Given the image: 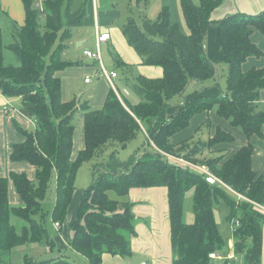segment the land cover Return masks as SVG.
<instances>
[{
  "label": "trees",
  "instance_id": "16d2710c",
  "mask_svg": "<svg viewBox=\"0 0 264 264\" xmlns=\"http://www.w3.org/2000/svg\"><path fill=\"white\" fill-rule=\"evenodd\" d=\"M23 2L26 23L21 27L12 24L13 39L7 46L5 33L0 29V92L7 98H17L21 102L20 111L36 121V131H26L24 142L14 143L11 159L29 161L37 168L38 176L35 184L26 173L12 172L26 208L11 206L8 178L0 176V251H11L16 246L41 240L52 249L58 247L48 229L31 215V210L35 214L41 211L54 175L56 203L51 214L53 221L62 225L73 202L75 181L82 164L92 160L110 140L125 147L146 128L150 141L138 157L122 161L112 152L109 162L100 168L94 167L93 181L83 190L76 219L69 225V247L86 256L89 264H102L103 253L130 256V239L136 235L132 204L110 198L109 193L113 190L118 197H123L131 188L165 186L168 187L173 264H261L264 175L252 166L254 144L250 142L230 155L225 149H214L223 142L235 140L220 127L207 143H201L200 152L205 149L222 152L209 158L207 166L224 184L209 183L200 170L178 165L168 154L204 164L205 161L193 159L200 153L193 141L202 126L180 142H174L172 137L187 129L194 115L207 110L215 109L232 126L240 127L249 139L254 134L263 137L264 106L261 107L260 94L264 89V66L246 71L243 64L249 57L264 56V51L251 38L255 30L264 35V11L237 13L213 22L210 14L222 0H200L199 4L181 0L188 34L171 22L167 8L155 20L138 23L129 18L121 25L127 41L147 65L162 67L164 75L138 77L132 85L141 99L136 105L121 101L111 91L103 107L91 109L87 102L63 101L61 79L56 76V71L72 64L63 61L61 56L74 28L84 24V6L73 11L74 0H44L41 12L36 0ZM213 26L218 28L224 63L229 67L226 91L206 92L211 87H219V83L197 90L191 100L176 106L174 113L169 114L176 96L185 97L192 85L215 79L218 62L206 50V37ZM7 47L15 53L19 65L6 64L3 52ZM80 110L85 114L86 143L73 157L76 129L73 122ZM188 192L193 196V223L187 222L185 210ZM219 201L225 202L229 209L227 220L239 223L232 234L234 256H226L224 260L211 258L212 253L226 252L214 209ZM13 215L26 222L22 233L12 225ZM23 264L76 263L59 256L38 262L26 257Z\"/></svg>",
  "mask_w": 264,
  "mask_h": 264
},
{
  "label": "crops",
  "instance_id": "0c3cea01",
  "mask_svg": "<svg viewBox=\"0 0 264 264\" xmlns=\"http://www.w3.org/2000/svg\"><path fill=\"white\" fill-rule=\"evenodd\" d=\"M194 2L199 4L200 0H194ZM37 3L38 0H36V5ZM82 6H84L86 11L84 24L74 28L73 35L66 42L67 46L61 56L63 61L65 60L72 64L56 71V76L61 79L62 100L76 99L82 103L87 102L91 109L101 108L108 100L110 92L114 91L121 101L127 100L132 105H136L141 99L137 94L135 98L129 94L126 89L130 85L128 83L132 82L135 84L140 75L147 78H161L164 75V69L157 65H147L144 62L143 57L127 41L121 25L129 18L135 19L138 23L148 19L155 20L162 9L167 8L170 12L171 22L177 23L183 29L182 31L187 33L186 26H184L186 22L181 9V0H74L72 10L76 11ZM262 11H264V0H222L212 10L210 19L213 22H217L237 13L260 14ZM26 20V5L23 0H0V29L5 33L4 40L8 34L12 37L11 28L13 23L21 27L25 25ZM83 28H87V30L84 31ZM106 31L110 32V38L104 42H99L98 36ZM251 38L264 51V35L259 30H255ZM206 40L207 54L216 59L218 64L224 63L225 53L218 38V28L216 26L209 29ZM7 44L4 42L5 46ZM86 49L99 52L104 69L108 72H117V77L110 79V77L103 75L100 70L101 63L86 57L84 54ZM107 51L110 55L105 58V52L107 53ZM3 55L5 57L4 52ZM263 57L261 59L255 56L249 57L243 64L244 70L248 71L252 67L263 68ZM87 78H90L89 82L86 81ZM216 84V80L211 79L207 83L192 85L185 92L186 98L180 95L177 99H173V105H170L168 110L170 111L169 114L174 113L177 109L176 106L183 104L186 100H191L196 95L197 90L201 91L207 86ZM122 88L125 91V95L122 92ZM219 91V87L214 86L206 92L218 94ZM260 95V103L264 105V89ZM20 104L21 102L17 98H7L0 92V176L8 178L9 201L11 206L15 207H24V201H22L17 187H15L11 177L12 172L26 173L35 184L38 176L37 168L29 161L11 159L14 143H23L26 139V131L35 132L37 128L35 120L20 111ZM79 112L73 138V157L85 147L86 143L85 114L82 110ZM189 125L187 129L173 136L172 140L177 142L175 140L194 135V132L200 126H202L201 130L197 133L207 130L210 136H213L217 128L220 127L231 133L235 140L233 142H223L215 146L214 149H228L231 152L230 154H233L238 148L252 142L255 147V152L252 156V166L260 174L264 175V126L262 128L263 137L254 134L250 140L243 131L239 130L238 127L232 126L226 119L220 117L215 110H207L194 115ZM77 131L80 134L78 143L76 142ZM54 177L56 179V175ZM82 195L83 190L80 192L76 188L73 202L67 213L65 232H63L64 228H61L62 225L59 227L55 225L58 229H62V233L54 238L60 248L64 246L66 249H72L69 247L68 242L70 236L69 225L76 219V210L82 200ZM116 199L132 204L131 210L135 215L136 235L130 239L132 248L130 256L124 257L118 254L103 253L102 264H173L174 253L171 239L168 187L131 188L125 196ZM13 217L19 218L15 215ZM11 223L14 225L12 219ZM232 226L234 231L239 225L232 223ZM18 233H22V231ZM233 246L234 238L232 237L230 239L232 252L226 256H234ZM48 249L54 252L56 248L52 249L48 246ZM58 250L56 257L66 256L64 250ZM262 250L261 264H264V237ZM72 251L74 250L72 249ZM226 256L223 257L226 258ZM85 264H89L88 259L87 261L85 260Z\"/></svg>",
  "mask_w": 264,
  "mask_h": 264
},
{
  "label": "rangeland",
  "instance_id": "374dc122",
  "mask_svg": "<svg viewBox=\"0 0 264 264\" xmlns=\"http://www.w3.org/2000/svg\"><path fill=\"white\" fill-rule=\"evenodd\" d=\"M184 26H186V29H187L186 34H188L189 33L188 26L185 24H184ZM83 29H84V31L87 30V28H83ZM75 32H77V30H75ZM258 35H260V34H258ZM12 39L13 38L11 37V35L8 34L6 36V39L4 40V42L7 44V43L11 42ZM4 53H5L4 60H5L6 64L12 63L13 65H19L17 58H16V55L11 49H9L8 47L5 48ZM107 55H110V53L108 51H107V53L105 52L104 57L107 58L106 57ZM259 59H261V58H259ZM216 68H218V73L215 77V80L217 83H219V90L220 91L222 90L225 92L226 87H227V82L225 80H226V77H227L228 72H229V67L226 63L221 62L220 64H217ZM208 81H210V80H208ZM128 84H130V85H128V88H126V89L128 90L129 94H131L135 98L136 94L134 93V91L132 89L133 83L130 82ZM122 92L125 95V91L123 88H122ZM178 97L179 96H176L174 98V100L177 99ZM263 106L264 105H262L261 107H263ZM213 110H215V109H213ZM79 113L80 112H77L75 115V120L73 122L74 124L77 123ZM238 129L242 131V129L240 127H238ZM214 135H215V133H214ZM79 136H80V134L77 131L76 132V142L77 143L79 141ZM213 136H211V137H213ZM209 137H210V134L207 130L201 131L200 133L196 134V136L194 137V141H193V143L196 142L198 144V146H197L198 148L196 151H198V152L201 151L200 150L201 146L204 143H207ZM251 139H252V137H251ZM148 140H149V136H147L146 128H142V130H140L139 133L137 134V137L135 139H133L131 142H129L128 145L125 147H123L117 141L110 140L109 143L102 150H99L95 154V157L92 160L84 162L82 164V167H80V169L78 170L79 172L77 173V177H76V181H75V185H76L77 190L82 192V190L87 189L90 186V184L93 181V176H94V170L93 169H94V167L96 165H98L100 168L102 164H106L107 162H109L112 152H116V155L122 161L127 160L132 156L138 157L142 151H144L146 148H148ZM181 140L182 139L180 138V140H175V141L180 142ZM152 143H153V141H152ZM201 143H202V145H201ZM189 149L193 150L194 146L189 148ZM225 150L227 152V155H230L231 152H229L228 149H225ZM221 154H222V152L219 154L218 152L214 153L211 150H209V151L206 149L202 150V152L197 154L193 159H196V160L201 161V162L205 161V162H203L204 164H199V163L194 164V162L189 161L182 156L179 157V156H175V155H171V154H168V155H169L170 160L172 162L178 163V165L182 164L185 166H189V167L193 168L194 170L195 169L200 170V167H203V166L208 167L207 164H208L209 158L217 157ZM226 157H228V156H226ZM208 168H210V167H208ZM200 171H202V170H200ZM55 180H56L55 177H53V179L50 182V185H49L50 188L47 192L46 197L42 201L41 211L38 214H35V213H32L33 210H31V215L35 219H37L39 222H42V224L45 226V228L48 229V232H49L51 238H55V236L60 235L62 233L61 228H64L63 232H65V230H66L65 226L67 225V223L65 222L64 224H62V227L58 229L55 226L54 221L52 219L51 213H52V210L54 209V206L56 203L55 199H56V187L57 186H56ZM191 194H192V192L187 193V195H186L187 199H186V205H185V210H187V221L190 223L193 222V220H194V213L192 210V196H191ZM109 196H110V198H115V199L118 198L117 194L113 190L109 193ZM24 208H26V207L24 206ZM260 208H262V207H260ZM214 209H215V215H216V222L219 225L220 233H221L222 237H224L225 244H226V252L222 253V255L226 256L227 253L229 254L230 252H232L231 247H230V239L232 238L231 236H232V232H233V226H232V223H230L227 220V215L229 213V209L227 208L225 202H223V201L217 202L214 206ZM263 209H264V207H263ZM12 222L14 223L15 228L17 229L18 232L19 231L21 232L22 231L21 228L24 225H26V222L21 218H14L13 217ZM58 249H59V246L56 247L54 252L49 250L48 244L45 242V240H41V242H37V243L27 242V244L14 247L11 251H2L1 250L0 251L1 252L0 264H23L26 257H31L34 261H37V262L42 261V260L54 259V258H56V256H55L56 253L59 252ZM64 251L66 252V258L69 261H72L76 264H85V260L87 261V258L85 256H82L81 254L72 251V249H64Z\"/></svg>",
  "mask_w": 264,
  "mask_h": 264
},
{
  "label": "built area",
  "instance_id": "2783aa9c",
  "mask_svg": "<svg viewBox=\"0 0 264 264\" xmlns=\"http://www.w3.org/2000/svg\"><path fill=\"white\" fill-rule=\"evenodd\" d=\"M37 6L40 8V11L43 12L44 11V6H43V2L42 0H38V3H37ZM111 36L110 32L109 31H106V32H103L102 34H100L98 36V41L99 42H104L106 41L107 39H109ZM84 54L86 55V57H89L90 59H94V60H97L101 63V68L100 70L102 71V74L103 75H106L108 77H110V79L112 78H115L117 77V72L115 71H112V72H108L104 69V67L102 66V59L100 57V53L99 52H96V51H91V50H88L86 49L84 51ZM90 78H87L86 81L89 82ZM36 122V121H35ZM202 168V169H201ZM200 170H202L201 172L205 175V179L206 181H208L209 183H222L224 184L222 181H220L217 176L211 171L210 168L208 167H200ZM232 191V190H231ZM235 194V193H234ZM238 225L239 223L236 222ZM55 225L58 227L60 226L59 222H55ZM211 258H214V259H217V260H224L225 257L221 256L219 253H212L211 254Z\"/></svg>",
  "mask_w": 264,
  "mask_h": 264
}]
</instances>
